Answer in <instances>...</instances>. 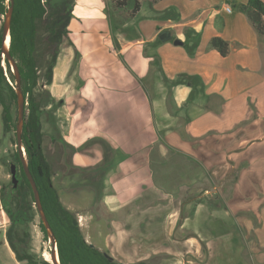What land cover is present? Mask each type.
Instances as JSON below:
<instances>
[{"label": "crops", "instance_id": "obj_1", "mask_svg": "<svg viewBox=\"0 0 264 264\" xmlns=\"http://www.w3.org/2000/svg\"><path fill=\"white\" fill-rule=\"evenodd\" d=\"M111 2L75 0L47 86L62 102L61 138L78 148L71 163L93 168L105 152L114 163L98 195L80 184L92 192L93 209L76 213L85 240L123 264L146 258L156 242L191 246L194 256L200 245L202 264H264V45L236 7L247 0H142L134 14L128 0L123 16ZM187 27L200 35L193 56L173 43L185 40ZM162 31L171 38L152 45ZM215 36L229 42L227 55L207 48ZM155 55L160 72L149 68L158 67ZM162 74L201 84L168 85ZM206 172L229 185L205 194L222 206L195 204L180 226L200 240L176 239L177 189ZM5 230L1 220L10 263L0 264H21Z\"/></svg>", "mask_w": 264, "mask_h": 264}, {"label": "trees", "instance_id": "obj_2", "mask_svg": "<svg viewBox=\"0 0 264 264\" xmlns=\"http://www.w3.org/2000/svg\"><path fill=\"white\" fill-rule=\"evenodd\" d=\"M5 1L0 0V16H5L8 7L12 5L9 26V52L16 60L20 73L21 90L25 99L21 135L22 146L26 152L27 167L36 184L42 209L56 240L59 263L123 264L85 240L76 213L68 209L59 198L51 179L50 165L45 159L42 150L43 132L41 117L45 101L43 94L36 93L39 78L36 55L37 41L39 38L38 25H43L47 44L54 47L52 59L49 62L46 73V82L49 83L52 77V68L58 55V47L69 34L68 23L72 17L75 0H8V5ZM127 1L114 0L113 8L117 11V15L123 16L121 9L126 7ZM141 1L134 0L129 14H134L138 11ZM236 7L240 12L245 14L249 23L252 25L257 34L259 44L264 45V2L261 0H247L244 4H237ZM2 26L3 23L0 26V105L2 107V130L4 134L13 130L16 140V119L11 113V104L16 102V91L14 89L15 78L12 77L7 59H4V62L14 83L13 85L8 82L4 74V68L1 65L3 60L1 56ZM184 34L185 40L182 42V45L189 55L193 56L199 43L200 35L189 27L184 29ZM159 42L160 39L157 38L152 45ZM207 48L217 50L222 56L227 55L230 51L229 42L217 36L212 37L208 41ZM152 64L158 67H149L150 70L160 72L161 67H159V58L157 55L153 56L151 66ZM162 81L168 85L188 83L193 88L195 87L194 84H201L199 77L186 74H179L174 79H168L162 74ZM5 88L7 89V97L3 95ZM58 103L62 104L61 101H58ZM160 139L164 142L163 137ZM101 143L105 148H108L109 145L107 142L102 140ZM60 145L65 152L69 151L73 153L78 150V148L64 141H61ZM168 147L173 152L172 155L177 154L176 152L179 153V151L169 145ZM183 155L197 162L192 157ZM15 156L19 164L17 183L13 185L10 182L8 185H2L0 187L3 210L9 218V224L5 230L6 240L15 254V258L21 264H52L43 257H37L31 250L29 226L34 220L36 209L32 189L17 151ZM108 160V153L105 152L102 163L93 168L74 166L75 171L79 172L82 176L83 181L80 183L89 186L97 195L101 187H103L105 175L114 168L112 160ZM106 163L108 164L106 165ZM203 170L206 171L204 168ZM206 178H209V172L204 174V179ZM182 186L190 188L193 185ZM182 186H179L177 189V193L175 194L177 198H180ZM185 196V199L180 198L183 203L188 201L193 203L188 211L189 214H192L195 204L199 202H206L211 209L222 206V201L217 198L216 194L212 197L201 196L199 199H193L189 194ZM38 225L45 240H47L48 234L41 220Z\"/></svg>", "mask_w": 264, "mask_h": 264}, {"label": "rangeland", "instance_id": "obj_3", "mask_svg": "<svg viewBox=\"0 0 264 264\" xmlns=\"http://www.w3.org/2000/svg\"><path fill=\"white\" fill-rule=\"evenodd\" d=\"M111 1H112L111 7L113 8L114 0ZM5 3L8 5V0H6ZM4 19H5L4 16H0V26L4 22ZM38 26H39L38 29L39 38L37 41L36 55H37V67H38L39 78H38V85L36 87V93L43 94L45 101L43 104V114L41 117L42 132H43V137H42L43 154L45 156V159L50 165L51 179L55 189L57 190L61 202L75 213L80 212L87 214V212H90L93 209L91 207L92 192L88 188L80 185L81 184L80 182H82L83 180L81 174L75 171L74 165L71 163L70 157L72 153H70L69 151L65 152L60 145V142L64 141L61 137L63 134V129L65 127L64 126L65 122L61 117V113H63V111L61 110L62 104L58 103L59 100L51 95L50 90L47 87L51 81L49 83L46 82L47 81L46 73L48 71L49 62L52 59L54 47L50 44H47L46 33L43 30V25H38ZM63 43H67V42L64 41ZM62 44H60L58 47L59 49L58 55L63 47ZM58 55L56 57L55 63L57 61ZM55 63L53 67L55 66ZM1 64H3V68L8 82L11 85H13L14 83L12 82V79L6 68V64L3 60ZM10 72L12 74V77L14 78V74L11 71V67H10ZM3 92H4L3 93L4 97H7L8 94L6 88ZM1 110L2 107L0 105V187L2 185H8L11 182L10 164H14V163L18 164L15 156V153L17 151V146H16L14 131L11 130L9 133L4 134L2 130ZM11 113L13 117L17 119L16 102L11 104ZM21 153L25 158V161H27V156L24 147L22 148ZM224 186L228 187L229 185L226 184L220 185V182L217 180V178H215V175L211 174L210 172L208 179H201L200 181L194 183V185L190 188L186 186H182L180 198L185 199L186 197L185 195L189 194V196H192L193 199L194 198L199 199L201 196H206L205 194L209 195L210 193H212V191L224 192L223 190ZM180 198L174 200L177 202L179 200L180 210L178 212V218L175 222L176 226L175 228H173L174 230L171 231V234L174 238L176 239L178 238L181 241L185 240L187 237L196 238V240H200L201 236H198V233L195 231L196 229L195 230H193L192 228L186 229V228H181L180 226L185 218V214L190 210L193 204L192 202L189 201L183 203ZM2 202L3 201L1 199V192H0V221L2 220V222H4L6 229L9 224V218L7 216V213L3 210ZM77 218L81 226L82 218L78 215ZM170 219H173L172 216L170 217ZM39 221H40V217L36 209L34 220L29 226L31 250L37 255V257H43V252L44 253L47 252L50 256L51 242L49 238L45 240L43 233L41 232L40 227L38 225ZM245 236L248 239L246 234ZM1 240H2V232H0V241ZM165 243L166 242L161 243L162 245H160L158 244V242H156L155 247L153 249L147 247L146 253L151 252L149 256L129 264H202L205 257H207V253H205V250L203 251L201 250L200 245H199L200 252L197 253L196 256H194L195 255L193 252L194 250L191 246H187V248L181 246H180L181 248L176 246L165 247ZM168 243L170 244V242ZM186 249H188V251L190 250L188 254L186 252ZM103 251L109 254V251H106L105 249H103ZM0 258L4 262L10 263L9 256L6 250L1 246H0Z\"/></svg>", "mask_w": 264, "mask_h": 264}, {"label": "water", "instance_id": "obj_4", "mask_svg": "<svg viewBox=\"0 0 264 264\" xmlns=\"http://www.w3.org/2000/svg\"><path fill=\"white\" fill-rule=\"evenodd\" d=\"M11 15H12V5L10 7H8V10L4 16L5 19L3 22L2 32H1V56L3 58V61H4V59H7L9 65L11 67V71L13 72L14 78H15L14 89L16 91V103H17V119H16L17 121H16V127H15L16 131L15 132H16L17 152H18L19 158L22 162V166H23L24 172L26 174V177H27V179L30 183L31 189H32L35 207L38 211L40 220L42 221V223L46 229V232L48 234V238L51 242V247H50L51 261L50 262L52 264H60L59 258L57 259L58 254H57V248H56V240L54 238L51 227H50V225L46 219V216L44 214V211L42 209L36 184L33 180L31 173L28 170L27 162L25 161V158L23 157V155L21 153V150L23 148L21 135H22V125H23V119H24L25 99H24V96H23V93L21 90L20 73L18 70L16 60L11 56V54L9 52V46H8V48L4 47L6 35L9 34ZM158 38L160 40L170 39L171 35L168 31H162L158 34ZM173 43L175 45H181L182 44V42L179 39H173ZM2 66H3V64H2ZM11 169H12V173H14L13 166H11ZM13 181L15 182L16 179L13 178Z\"/></svg>", "mask_w": 264, "mask_h": 264}, {"label": "flooded vegetation", "instance_id": "obj_5", "mask_svg": "<svg viewBox=\"0 0 264 264\" xmlns=\"http://www.w3.org/2000/svg\"><path fill=\"white\" fill-rule=\"evenodd\" d=\"M18 157H19V155H18ZM11 166H13L14 173H12ZM18 173H19V165L15 164V163L14 164H10V175H11V182H12L13 185H16V183H17ZM13 178L16 179L15 182L13 181Z\"/></svg>", "mask_w": 264, "mask_h": 264}, {"label": "bare ground", "instance_id": "obj_6", "mask_svg": "<svg viewBox=\"0 0 264 264\" xmlns=\"http://www.w3.org/2000/svg\"><path fill=\"white\" fill-rule=\"evenodd\" d=\"M9 42H10V36H9V34H7V35H6L5 42H4V47H5V48H8V46H9ZM43 257H44L46 260H48V261H50V259H51V255L49 256V254H48L47 252H46V253L43 252ZM57 259H58V257H57Z\"/></svg>", "mask_w": 264, "mask_h": 264}, {"label": "built area", "instance_id": "obj_7", "mask_svg": "<svg viewBox=\"0 0 264 264\" xmlns=\"http://www.w3.org/2000/svg\"><path fill=\"white\" fill-rule=\"evenodd\" d=\"M226 10L229 11V10H230V7L227 6V7H226ZM1 65H2V64H1ZM4 74H5V71H4Z\"/></svg>", "mask_w": 264, "mask_h": 264}]
</instances>
